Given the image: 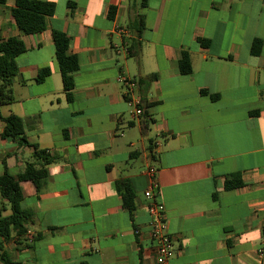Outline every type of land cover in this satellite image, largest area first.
Masks as SVG:
<instances>
[{"label": "crops", "instance_id": "0c3cea01", "mask_svg": "<svg viewBox=\"0 0 264 264\" xmlns=\"http://www.w3.org/2000/svg\"><path fill=\"white\" fill-rule=\"evenodd\" d=\"M14 1L0 5V41L20 39L25 51L0 114L21 119L28 144L51 160L39 194L20 183L27 232L0 237L13 264H157L148 167L172 241L168 264H264V0H38L55 12L29 36L11 17ZM53 31L68 36L78 60L70 100ZM132 41L137 57L123 51ZM183 52L187 76L178 71ZM43 68L50 73L36 82ZM120 76L154 79L128 89ZM31 146L0 137V176L40 166ZM233 175L242 185L225 190ZM123 179L135 195L131 215L116 191ZM9 215L0 200V217Z\"/></svg>", "mask_w": 264, "mask_h": 264}, {"label": "trees", "instance_id": "16d2710c", "mask_svg": "<svg viewBox=\"0 0 264 264\" xmlns=\"http://www.w3.org/2000/svg\"><path fill=\"white\" fill-rule=\"evenodd\" d=\"M6 0H0V5H4ZM73 4H71V7ZM55 12L53 3L41 2L38 0H15L14 7L10 10L11 17L17 29L26 36L39 34L46 28V19L51 17ZM139 32H137V35ZM52 41L54 46L55 58L59 67L62 78L63 90L66 92L68 100L71 99V91L74 87L72 74L79 68L76 56L69 52V38L62 32L53 31ZM202 45L206 43L200 41ZM260 42L256 40L252 46V52H258ZM25 51V46L20 39L8 38L0 41V109L1 107L13 102L12 85L14 77L18 73L15 64V58ZM131 56L137 57L139 55V43L132 41L129 49ZM178 71L181 75L187 76L192 72L189 55L185 52L181 53L178 61ZM49 68L41 69L35 81H42L49 75ZM154 79L150 76L144 80L139 79V86L147 85ZM206 95L205 91L201 92ZM215 100L216 96H210ZM4 127L0 135L2 139H11L18 142L21 146H31L28 144L25 134L24 125L21 119L14 115L2 117ZM33 154L37 158H42L43 163L36 166L33 163H27L23 171L11 176L6 168L0 176V200L6 203L10 211L7 217H0V237L3 243L8 242L14 236H21L27 232L28 227L32 223V213L28 210H22L20 203L22 201V192L20 183L24 181L31 182L36 189V193L41 192L43 181L47 178L48 172L46 166L50 163L51 158L46 151L38 150L34 145ZM242 185L238 175H233L224 182V189L231 190ZM116 191L121 200V206L130 215L135 209L134 192L128 180H119L116 182ZM3 244L0 243V264H13L9 255L3 251Z\"/></svg>", "mask_w": 264, "mask_h": 264}, {"label": "built area", "instance_id": "2783aa9c", "mask_svg": "<svg viewBox=\"0 0 264 264\" xmlns=\"http://www.w3.org/2000/svg\"><path fill=\"white\" fill-rule=\"evenodd\" d=\"M128 53L127 49L123 50ZM119 82L126 88L134 89L137 87V82L132 79H128L124 76L119 77ZM127 97L131 98V103L134 106L133 115L138 117L142 114V111L137 108V102L134 103L132 99V92H127ZM131 104V105H132ZM145 174L148 178V186L144 192V198L148 201L147 211L149 215L148 228L149 238L155 251V259L157 264H168L173 254V246L171 237L167 230V222L165 219V208L156 197L158 195V183L156 179L157 169L148 167L145 170ZM264 251V232L261 240L260 248L257 253L262 256Z\"/></svg>", "mask_w": 264, "mask_h": 264}]
</instances>
